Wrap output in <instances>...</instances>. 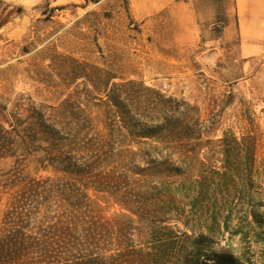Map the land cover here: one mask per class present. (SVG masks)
Segmentation results:
<instances>
[{"label": "rangeland", "instance_id": "rangeland-1", "mask_svg": "<svg viewBox=\"0 0 264 264\" xmlns=\"http://www.w3.org/2000/svg\"><path fill=\"white\" fill-rule=\"evenodd\" d=\"M34 1L0 2V181L103 148L92 175L125 176L145 207L136 249L178 236L167 264H187L204 236L217 264H264V0Z\"/></svg>", "mask_w": 264, "mask_h": 264}, {"label": "trees", "instance_id": "trees-1", "mask_svg": "<svg viewBox=\"0 0 264 264\" xmlns=\"http://www.w3.org/2000/svg\"><path fill=\"white\" fill-rule=\"evenodd\" d=\"M4 149L0 144V151ZM107 153L103 148L47 150L48 166L43 169L50 168L63 177L24 175L15 166L3 176L6 179L0 181V264L168 263L169 252L178 244L179 237L159 246L154 258L136 249L133 215H140L145 207L137 206L139 202L131 199L125 176L113 171L92 175L93 168ZM91 189L119 196V202L130 214L105 216L104 209L90 198ZM208 191L210 188H202L199 194L206 200ZM216 204L215 200L213 205ZM157 221L166 222L162 217ZM216 222L214 216L213 223ZM160 229L171 230L168 226ZM204 239L207 238L195 239L190 256H182L187 264L198 263L202 258L201 263L217 264L215 259L203 256Z\"/></svg>", "mask_w": 264, "mask_h": 264}, {"label": "crops", "instance_id": "crops-1", "mask_svg": "<svg viewBox=\"0 0 264 264\" xmlns=\"http://www.w3.org/2000/svg\"><path fill=\"white\" fill-rule=\"evenodd\" d=\"M0 2H8V3H10V2H22V3L27 4V3H29V0H0Z\"/></svg>", "mask_w": 264, "mask_h": 264}]
</instances>
